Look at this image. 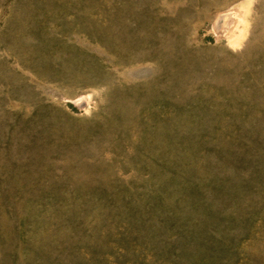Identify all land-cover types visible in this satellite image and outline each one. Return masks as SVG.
Instances as JSON below:
<instances>
[{
    "label": "rangeland",
    "instance_id": "rangeland-1",
    "mask_svg": "<svg viewBox=\"0 0 264 264\" xmlns=\"http://www.w3.org/2000/svg\"><path fill=\"white\" fill-rule=\"evenodd\" d=\"M0 264H264V0H0Z\"/></svg>",
    "mask_w": 264,
    "mask_h": 264
}]
</instances>
